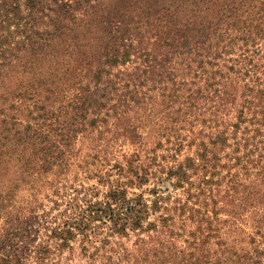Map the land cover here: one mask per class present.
<instances>
[{
	"label": "trees",
	"instance_id": "16d2710c",
	"mask_svg": "<svg viewBox=\"0 0 264 264\" xmlns=\"http://www.w3.org/2000/svg\"><path fill=\"white\" fill-rule=\"evenodd\" d=\"M255 1L152 8L96 50L80 90L15 129L0 167V264H264ZM236 229L248 250L226 255ZM209 244L221 258L204 262Z\"/></svg>",
	"mask_w": 264,
	"mask_h": 264
},
{
	"label": "rangeland",
	"instance_id": "374dc122",
	"mask_svg": "<svg viewBox=\"0 0 264 264\" xmlns=\"http://www.w3.org/2000/svg\"><path fill=\"white\" fill-rule=\"evenodd\" d=\"M196 1L193 0L194 4ZM230 1L201 0L200 6H231ZM177 2L0 0V46L3 49L0 50V167L7 158L9 136L26 122L40 118L43 110L49 109L56 99L80 90L89 60L98 49L99 54H105L104 43L109 44L108 48L114 45L119 26L126 23L136 26L149 19L147 12L152 8L163 13ZM252 4L260 6V1ZM54 23L74 26L76 30H67L62 35L51 29ZM13 177V174L7 176ZM25 181L20 178L21 184ZM1 215L2 211L0 234H3L5 219ZM2 245L0 241V249ZM225 250L226 255L247 251L246 231L231 232ZM196 252L204 262L221 258L214 244L198 248ZM74 258L78 262L76 250ZM230 260L229 264H244L231 256Z\"/></svg>",
	"mask_w": 264,
	"mask_h": 264
}]
</instances>
